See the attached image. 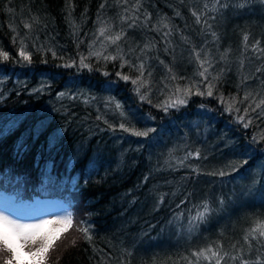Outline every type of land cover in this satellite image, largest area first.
<instances>
[{
	"label": "trees",
	"instance_id": "16d2710c",
	"mask_svg": "<svg viewBox=\"0 0 264 264\" xmlns=\"http://www.w3.org/2000/svg\"><path fill=\"white\" fill-rule=\"evenodd\" d=\"M221 2L229 7L0 0V50L8 53L0 58V193L60 200L72 214L46 264H215L193 256L209 246L264 261V247L253 242L249 251L243 240L264 221V105L252 110L264 100V0ZM122 16L138 17L136 26ZM101 26L126 33L119 48L128 63L102 58L117 55L116 46L89 56ZM91 51H102L99 40ZM196 52L211 62L207 79ZM141 62L143 84H133L140 73L130 65ZM178 98L186 103L164 110ZM205 203L211 213L193 221ZM7 255L0 252V264Z\"/></svg>",
	"mask_w": 264,
	"mask_h": 264
},
{
	"label": "snow or ice",
	"instance_id": "6c2138e0",
	"mask_svg": "<svg viewBox=\"0 0 264 264\" xmlns=\"http://www.w3.org/2000/svg\"><path fill=\"white\" fill-rule=\"evenodd\" d=\"M123 2L126 4L127 0H123ZM215 3L220 5L221 8H227L229 7L228 4L222 3L221 0H215ZM104 7V4H101V8ZM205 9L208 8V5L205 4ZM213 11L216 10L214 7L211 9ZM138 11V8H137ZM179 15V13H177ZM192 15L196 18V23L200 24L201 23V15L198 14L196 11L192 12ZM99 19V18H98ZM122 20L125 22H128L129 20L131 22L128 23V27L132 28L136 26V20L138 17L134 18H129L127 16H122ZM149 16H145V20H149ZM101 24H104L106 22L100 21ZM206 23V21H205ZM26 28H31V25L25 24ZM111 26L104 27L101 26L97 30L96 34V40L92 42V44L89 45V56L95 55L98 59L101 58L102 52L107 50V46H116L117 48V55H103L102 58L105 61L108 60H116L120 59L124 61V63H128V61L124 60V56L120 54L121 50L119 48V42L124 39L126 33L121 30L119 32H116L113 35H108L107 33L109 32ZM153 30L159 31V28L157 26H152ZM210 27V25H209ZM163 28L168 29V31L163 33V36L167 38L171 34V29L169 28L167 23H163ZM213 37H215V33H212ZM103 37V40H100V38ZM15 41V37L13 38ZM99 40L101 46H102V51L100 52H93L91 49L94 47L96 41ZM244 40H248V36H244ZM23 45V42H21ZM259 45V41L256 42V44L253 46V50H255ZM150 50L149 45H145L144 49L142 51H148ZM19 55L26 61H31V55L25 51V48L22 46L19 51ZM52 55L55 56L56 53L53 51ZM196 59L200 63V67L203 69L200 71L199 75L201 77H204L207 79V73L208 69L212 66L210 61L206 60H201L200 59V52H196ZM0 58L2 59H8V53L0 50ZM84 59L85 57H81V65L87 67V65L84 64ZM65 66H70V65H65ZM124 64L121 65L123 67ZM132 67H136L137 71H139L140 76L136 80H131L133 84H137L138 80L140 81L141 84H143V80L141 79L144 76V64L141 62L138 66L136 65H130ZM171 71V69H169ZM257 71H261V69H257ZM107 75V73H105ZM119 75V73H118ZM149 75H151L149 73ZM121 78L125 81H128L130 77L128 76H121ZM175 79V77H173ZM213 79H216L215 77ZM214 87L213 84L209 83L208 84V91L207 95L212 96V88ZM136 91L139 93L140 89L139 87L136 89ZM177 91H180V89H177ZM187 91V90H186ZM197 95H203L204 93L197 91ZM61 96L63 93L60 94ZM248 93L245 94L244 99L247 100L249 98ZM141 100L146 99L145 96L140 97ZM223 102V101H222ZM186 100L185 99H180L178 98L174 104H166L164 106V110L167 111L169 107H177L179 105L185 104ZM264 105V100H260L259 103L255 104V108H253V111H256V109H260L261 106ZM117 107H120L117 105ZM232 105L229 104L227 108L225 109L226 111H231ZM237 111H239L237 109ZM247 112V109H245ZM241 121L243 120V117L240 118ZM123 127V125H121ZM244 127H248V124L245 123ZM149 131H154V129H150L148 131L144 132H136L134 133L137 136H148ZM255 139V138H254ZM246 162V161H245ZM220 175H224V173H220ZM211 213V208L207 203L204 204L203 206V211L197 212L196 216L193 217V221H199V222H204L205 219L209 216ZM60 223L61 228L58 231H65L67 228L71 225L72 223V214L68 213L65 217L58 218L57 220H40L37 223H21L17 219L11 218L9 215H6L5 212H0V252H6L8 255L4 258L3 264H19V253L16 245V241L20 242V248L22 249L25 247L29 242L33 245H36L34 251H29L26 253L29 257L32 258V264H46V260L48 258V252L49 249L52 247V241L56 238L53 234L46 233L44 232V229L50 225V224H56ZM81 231L84 232L85 238L88 240H91V237L89 236L88 232L89 229L87 227H84L80 229ZM244 242L248 245L249 251H251L253 247V242L259 244L261 247H264V221H257L251 229H249L246 234L243 237ZM235 247V245H233ZM222 252V246L218 248H213L209 246L207 249H202L199 252H193V256L199 260L200 257H203L205 260L211 262L212 259H215V264H221V261H223L225 258H230L232 260H239L240 264H264V261H261L259 257L255 261H250L248 259L244 258V253L243 250H239L238 255H234L231 257H228V253H223ZM210 253V255H209Z\"/></svg>",
	"mask_w": 264,
	"mask_h": 264
},
{
	"label": "rangeland",
	"instance_id": "374dc122",
	"mask_svg": "<svg viewBox=\"0 0 264 264\" xmlns=\"http://www.w3.org/2000/svg\"><path fill=\"white\" fill-rule=\"evenodd\" d=\"M0 212H5L13 219L19 220L21 223H37L40 220H57L65 217L70 213L68 206L60 200L38 199L33 200H17L12 195L0 193ZM60 223L50 224L44 232L53 234L55 237L62 231ZM19 253V264H32V258L26 255L29 251H34L36 245L30 242L20 248V242H15Z\"/></svg>",
	"mask_w": 264,
	"mask_h": 264
},
{
	"label": "bare ground",
	"instance_id": "6f19581e",
	"mask_svg": "<svg viewBox=\"0 0 264 264\" xmlns=\"http://www.w3.org/2000/svg\"><path fill=\"white\" fill-rule=\"evenodd\" d=\"M259 170H260V169H259ZM222 178H223V177H222ZM222 178H221V180H222ZM214 179H215V178H214ZM217 181H218V179H217ZM217 181H216V182H217ZM218 182H219V181H218ZM221 182H223V180H222Z\"/></svg>",
	"mask_w": 264,
	"mask_h": 264
}]
</instances>
